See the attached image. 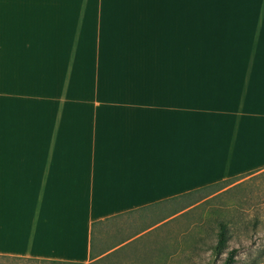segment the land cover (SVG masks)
Masks as SVG:
<instances>
[{
  "label": "crops",
  "instance_id": "0c3cea01",
  "mask_svg": "<svg viewBox=\"0 0 264 264\" xmlns=\"http://www.w3.org/2000/svg\"><path fill=\"white\" fill-rule=\"evenodd\" d=\"M262 172L264 0H0V256Z\"/></svg>",
  "mask_w": 264,
  "mask_h": 264
},
{
  "label": "rangeland",
  "instance_id": "374dc122",
  "mask_svg": "<svg viewBox=\"0 0 264 264\" xmlns=\"http://www.w3.org/2000/svg\"><path fill=\"white\" fill-rule=\"evenodd\" d=\"M150 215L106 222L96 231L105 252L147 232L119 252L91 264H264V172L242 176L155 206ZM222 226L228 240L218 250ZM0 264H55L0 257Z\"/></svg>",
  "mask_w": 264,
  "mask_h": 264
},
{
  "label": "trees",
  "instance_id": "16d2710c",
  "mask_svg": "<svg viewBox=\"0 0 264 264\" xmlns=\"http://www.w3.org/2000/svg\"><path fill=\"white\" fill-rule=\"evenodd\" d=\"M239 177H236V178H232V179H229V180H225V181H222V182H218V183H215V184H211L209 186H206L202 189H199V190H196V191H193L191 193H195V192H199V191H202L204 189H208V188H211V187H214V186H217V185H220L222 183H226V182H229V181H233L235 179H237ZM191 193H188L186 195H189ZM96 225V223H95ZM228 227L227 226H222L221 227V230H220V233H219V236H218V242H217V248L218 250H223L225 247H226V243H227V240H228ZM0 257H9V256H0ZM232 256H229L228 259H227V263L226 264H231V258ZM14 258H18V259H25V260H35V261H45V262H52V263H55V264H73V263H70V262H62V261H53V260H39V259H32V258H19V257H14Z\"/></svg>",
  "mask_w": 264,
  "mask_h": 264
}]
</instances>
